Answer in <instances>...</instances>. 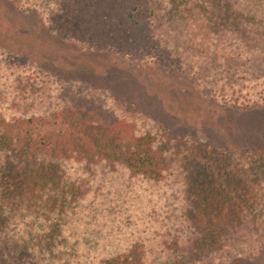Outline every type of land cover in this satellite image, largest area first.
I'll list each match as a JSON object with an SVG mask.
<instances>
[{
  "label": "rangeland",
  "instance_id": "rangeland-1",
  "mask_svg": "<svg viewBox=\"0 0 264 264\" xmlns=\"http://www.w3.org/2000/svg\"><path fill=\"white\" fill-rule=\"evenodd\" d=\"M104 2L96 0L95 4L105 5ZM20 5L0 0V123L3 119L19 121L20 114L11 115L12 111L6 110L15 109L22 103L32 107L34 112L51 114L55 107H50L61 104L62 99L77 101L83 96L87 100L82 101L83 104L99 109L101 104L109 107L111 119V115L119 116L122 112H129L135 118L137 116L132 112H141L154 122L162 123L173 136L190 134L191 139L205 145L259 143L264 146V107L239 111L210 101L203 96L214 84L207 79L208 85H204L201 80L205 75H212L210 71L214 69L221 72L220 65L226 66L228 57L220 52L221 45H226L223 52L229 48L228 52H234L230 57L236 58L233 67L242 72H249V69L264 74V0H121L120 4H110L115 5L113 10L108 3V13L136 9L133 14L138 26L132 29L140 33L141 43L147 47H144L146 52H140L138 48L142 45H137L136 55L127 58L119 54L118 41L114 42L117 51L92 45L86 48L73 42V38L82 36V23H76L67 13L81 14L84 9L81 5L56 7L64 14L61 16L69 20L68 23L63 20L55 23L68 31L65 39L51 34L37 16ZM207 12L215 15L209 17ZM10 51L14 54L11 55ZM22 52L26 59H16V54ZM179 56L181 58L177 59ZM35 63L43 68L42 74H36L41 80L34 84L33 90L29 89L34 93L31 100L24 101L27 87L21 84L24 81L21 76L26 74L28 67H35ZM202 63H205L204 67L199 69ZM16 100L18 102L11 107ZM143 122L157 131L155 124L147 120ZM143 122L139 125L144 126ZM94 134L100 139L97 145L102 146V133ZM77 135L75 125L70 136L79 142ZM72 146L77 145L73 143ZM84 156L82 147L72 148L67 159L62 152L53 155L56 171L52 168L51 172L46 170L39 178L36 167L24 177L28 191L24 197L29 198V192L33 196L25 201L29 204L26 215L34 218L27 221V225L36 229L27 231L30 238L24 241V247L32 256L38 257L41 252L44 264H55L48 254L55 255L56 239L43 229L54 224L55 220L57 227L60 223L69 225L70 238L57 240L63 243V252L69 254L65 264H80L75 260L76 256L98 250L103 240V248L108 249L105 235L112 227L119 230L114 231L117 233L128 232L130 240L146 241L147 235L151 234L149 240L157 241L160 233L154 236L156 229H151L150 224L134 234L128 224L129 218L136 217L145 223L169 208L181 211L184 201L191 197V188L189 193L186 190L191 184L188 181L190 176L186 174L184 177L165 175L164 181L155 183L145 178L112 175L101 164L100 154L90 162L96 163V167L89 166V161L81 162ZM186 165L193 169V173L198 170L194 161ZM77 188L79 191L75 192ZM125 202L127 207L122 205ZM9 206L5 211L0 209V222L8 219L4 212L11 215ZM68 209L72 212H67ZM78 210L84 212L76 218ZM134 229L138 230V225ZM140 232L147 233L140 235ZM33 236L37 241L32 240ZM47 237L51 239L47 240ZM100 261L97 259V264ZM239 264H264V256Z\"/></svg>",
  "mask_w": 264,
  "mask_h": 264
},
{
  "label": "trees",
  "instance_id": "trees-1",
  "mask_svg": "<svg viewBox=\"0 0 264 264\" xmlns=\"http://www.w3.org/2000/svg\"><path fill=\"white\" fill-rule=\"evenodd\" d=\"M10 1L21 4V0ZM111 2L105 0V5H99L95 4L96 0H26L20 7L37 16L51 34L65 39L68 31L55 26V23L59 20L68 23L69 20L66 16L62 17L64 14L56 10V7L59 8L62 4L81 5L84 8L81 14L67 13L70 19L82 23V36L73 38L74 43L86 48L92 45L117 51L114 42L118 41L121 48L118 52L125 58L136 55L137 45H142L138 51L146 52L144 47L147 46L141 43L140 33L132 29L138 26L133 14L136 9L108 13L107 4L113 10L121 0ZM207 14L209 17L215 15L213 12ZM225 46L221 45L219 49L228 57L226 66L220 65L221 72L214 69L210 71L212 75H205L201 79L204 85H208L207 79L214 84L203 97L239 111L264 107V74H256L255 70L249 69V72H242L238 67H233L236 58L230 57L234 52H228L230 48L223 52L222 48ZM15 58L26 59L23 52L16 54ZM176 58L180 59L181 56ZM204 64H200L198 68L203 69ZM42 70L35 63V67H28L26 74L21 76L24 79L21 84L27 87L24 101H29L34 96L29 89L33 90L34 84L39 83L41 78L36 74H42ZM231 72L233 74H229ZM220 85L222 86L219 87ZM79 100L81 101L77 102ZM62 101L61 104L50 107H55L52 111L54 113L42 114L34 112L25 103L14 109L12 105L18 102L16 100L6 112L12 111L11 115L20 114V120L13 122L11 119H3L0 123V209L5 211L7 206L12 205L19 210H12L9 206L12 216L8 211L4 212L9 220L3 219L0 222V264H44L41 252L38 257L32 256L24 247V241L30 238L28 232L36 230L27 225V221L34 218L26 215L29 204L25 201L33 196L29 192V198L24 197L28 193L24 177L36 167L38 174L40 173L39 178L46 170L51 172L52 168V171H56L57 164L53 155L62 152L67 159L72 148L77 150L81 147L85 153L81 162L89 161V166L96 167V163L90 162L100 154L101 164L112 175L145 178L148 179L146 181L159 183L165 180V175L184 177L186 174L190 176L188 181L191 184L187 185L186 190L189 193L191 188V197L184 201L181 211L169 208L159 217L146 218L145 223L128 216V224L134 234L150 224L151 229H156L154 236L160 233L157 241L149 240L151 234L147 235L146 241L130 240L128 232L117 233L114 231L119 230H113L112 227L113 231L105 235L108 249L103 248V240L100 243L102 249L93 248V251L78 254L79 257L75 258L77 263L91 264L96 260L97 264V259H101L100 264H239L264 256V146L259 143L243 146L205 145L199 140L191 139L190 134L173 136L172 131L162 123L154 122L145 114L141 115V112L132 113L142 120L134 118L129 112H122L119 116L111 115V119L109 107L101 104L99 109L88 103L83 104L87 101L83 96L77 101ZM143 120L155 124L157 131ZM142 122L144 126L139 125ZM75 125L79 142L70 136L75 131ZM94 132L97 135L102 133V146L97 145L100 139ZM73 143L77 146L73 147ZM192 161L198 166L194 173L188 165L185 166V163ZM78 189L74 191L77 192ZM122 205L127 207L128 204L125 202ZM67 212L72 211L68 209ZM83 212L78 210L76 218L82 216ZM62 225L64 224L60 223L57 227L55 220L54 224L43 227L46 233L56 239L55 255L47 253L52 256L55 264H65L69 256L67 252H63V243L57 241L64 238L68 240L69 237V225ZM137 225L138 230L135 231ZM35 227L37 228L36 223ZM159 227L162 230L157 229ZM164 229L167 231L164 232ZM145 233L147 232H140V235ZM33 237L32 240L37 241Z\"/></svg>",
  "mask_w": 264,
  "mask_h": 264
}]
</instances>
